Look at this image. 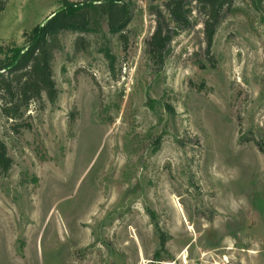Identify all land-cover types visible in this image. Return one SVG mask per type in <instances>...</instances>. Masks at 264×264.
Returning <instances> with one entry per match:
<instances>
[{
	"label": "rangeland",
	"instance_id": "obj_1",
	"mask_svg": "<svg viewBox=\"0 0 264 264\" xmlns=\"http://www.w3.org/2000/svg\"><path fill=\"white\" fill-rule=\"evenodd\" d=\"M109 1L90 7V32L50 38L56 101L0 115L13 159L0 264H264V0L224 11L212 60L195 3L182 29L166 0H124L131 19L114 32ZM0 2L2 48L65 7ZM158 12L172 28L163 63L147 44Z\"/></svg>",
	"mask_w": 264,
	"mask_h": 264
},
{
	"label": "trees",
	"instance_id": "obj_2",
	"mask_svg": "<svg viewBox=\"0 0 264 264\" xmlns=\"http://www.w3.org/2000/svg\"><path fill=\"white\" fill-rule=\"evenodd\" d=\"M100 1L95 0V2ZM233 1L166 0L164 6L172 21L180 28L187 29L192 25L188 15V5L195 3L196 10L204 18L206 52L212 60L214 37L224 11L231 8ZM95 2L73 3L65 0L64 8L53 12L43 23L26 34V41L22 46L0 47V52L4 53V56L0 57V115L16 120L24 114L32 102L41 99L44 95L50 102L56 101L58 90L53 77L50 38L68 30L90 32V7ZM108 6L120 10V15L115 19L113 13H109L108 25L111 31L121 32L131 19L129 5L124 0H110ZM2 9L1 3L0 11ZM121 39L125 40L124 34H121ZM171 40L172 28L164 15L158 12L157 25L147 41L150 56L155 62L163 63ZM260 150L264 149L261 147ZM12 166L13 159L8 153L6 143L0 137V174H7ZM160 244L163 249L166 244L163 235Z\"/></svg>",
	"mask_w": 264,
	"mask_h": 264
}]
</instances>
